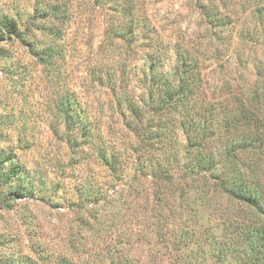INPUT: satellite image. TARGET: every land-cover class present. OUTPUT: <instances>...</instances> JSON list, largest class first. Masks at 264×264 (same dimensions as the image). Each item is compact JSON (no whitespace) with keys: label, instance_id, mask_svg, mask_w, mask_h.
I'll return each instance as SVG.
<instances>
[{"label":"trees","instance_id":"1","mask_svg":"<svg viewBox=\"0 0 264 264\" xmlns=\"http://www.w3.org/2000/svg\"><path fill=\"white\" fill-rule=\"evenodd\" d=\"M184 5L200 23L196 32L176 33L172 44L168 41L171 32L166 33L152 21L145 0H34L28 16L10 11L14 8L0 11L1 76L13 78L15 63L22 65L11 48L13 44L61 75L63 60L72 50L71 23L101 15L100 45L115 63L97 75L106 80L109 106L118 125L110 139V121L105 124L100 118H92L82 102L65 91L58 101L63 126L60 139L70 143L72 153L81 160L89 156L96 159L113 179L120 178L129 153L134 152V170L140 175L150 170L151 178L163 187L156 198L157 222L172 219L175 191L182 196L191 185L199 190L205 204L218 193L264 216V192L258 182L260 159L264 158V62L235 48L251 43L255 54L264 47V0H185ZM241 16L250 17L251 23L238 25ZM232 58L235 65L251 60L255 77L251 83L243 82L239 94H231L232 109L218 111L213 103H205L203 62ZM6 95L7 90L0 93L3 143L14 132L10 127L13 119L2 103ZM239 130H246L240 139L225 137L228 131L235 137ZM53 134H59L57 126ZM24 138L19 132L15 134L16 143L25 142ZM129 142L137 143V147L126 153L127 147H121ZM251 154L256 156L251 159ZM28 172L12 149L0 147L2 206L31 190L33 176ZM176 181L184 182V186L178 187ZM94 200H98L96 195ZM253 227L240 264H264V224L258 222ZM9 239L0 235V264H21L17 251L6 243ZM4 247L15 254H6ZM212 248L216 261L224 262L223 249L216 244ZM174 264L191 262L176 259Z\"/></svg>","mask_w":264,"mask_h":264},{"label":"rangeland","instance_id":"2","mask_svg":"<svg viewBox=\"0 0 264 264\" xmlns=\"http://www.w3.org/2000/svg\"><path fill=\"white\" fill-rule=\"evenodd\" d=\"M33 1L0 0V11L14 8L10 11L28 16ZM145 2L152 21L171 32V44L179 31L196 32L200 20L188 11L185 0ZM242 21L251 23L250 17L241 16L238 25ZM103 23L101 15L71 23L72 50L63 60L61 75L39 64L23 47L11 46L22 65L15 63L13 78H2L0 73V93L7 90L2 103L10 112L14 131L7 143L0 141V147L12 149L33 179L25 197L9 200L8 206L0 204V235L12 238L6 243L17 251L21 264H174L176 259L191 264H240L241 253L251 240L248 235L258 222L264 224V216L218 193L205 204L199 190L191 185L182 196L175 191L172 219L157 222L156 198L163 187L151 178L150 170L141 175L134 170V152L129 153L120 178L113 179L96 159L85 156L81 160L72 153L70 143L60 139L63 126L58 101L65 91L81 101L92 118L110 121L107 137L114 136L112 129L118 124L109 106L106 80L97 75L115 63L100 45ZM250 45L235 48L264 62V47L254 54ZM235 64L234 58L203 62L205 103H213L218 111L232 109L231 94H239L243 82L251 83L255 77L251 60L246 65ZM55 126L58 135L53 134ZM245 131H237L235 137L228 131L225 137L240 139ZM18 132L25 142H15ZM178 137L181 142V135ZM125 145L121 148L127 147L126 153L137 147V143ZM255 156L251 154V159ZM260 161L258 182L263 193L264 158ZM176 182L178 187L184 186V182ZM95 195L98 200H94ZM214 244L224 251L222 263L213 256ZM2 250L15 254L8 247Z\"/></svg>","mask_w":264,"mask_h":264}]
</instances>
